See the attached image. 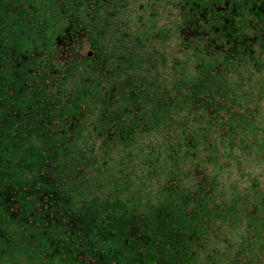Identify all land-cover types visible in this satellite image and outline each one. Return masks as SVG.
Wrapping results in <instances>:
<instances>
[{
	"label": "trees",
	"instance_id": "obj_1",
	"mask_svg": "<svg viewBox=\"0 0 264 264\" xmlns=\"http://www.w3.org/2000/svg\"><path fill=\"white\" fill-rule=\"evenodd\" d=\"M32 1L0 0V264H264V0Z\"/></svg>",
	"mask_w": 264,
	"mask_h": 264
},
{
	"label": "rangeland",
	"instance_id": "obj_2",
	"mask_svg": "<svg viewBox=\"0 0 264 264\" xmlns=\"http://www.w3.org/2000/svg\"><path fill=\"white\" fill-rule=\"evenodd\" d=\"M31 1L32 0H29V3H31ZM38 1L39 0H33L32 3L33 4H38ZM44 4L48 5V7L51 6L50 3L47 0H44ZM63 5H65L66 7L70 6L69 2H64ZM65 8H64V10H65ZM37 14H38L37 17H41V18L45 17V15L43 13H37ZM29 19H32V16L29 17ZM65 21H66V13L62 14L58 10L51 11L50 17L48 19L47 27L44 30V34H43V37H41V40H45V39H47L46 37L49 38L50 35H53L57 31L59 26L61 24H63ZM28 27L29 28L31 27L28 30L30 32V34H33V35L36 34V31L34 30V27L32 29V24H30V25L28 24Z\"/></svg>",
	"mask_w": 264,
	"mask_h": 264
}]
</instances>
